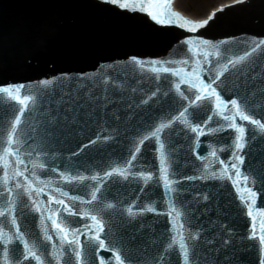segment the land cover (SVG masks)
I'll return each mask as SVG.
<instances>
[{
    "label": "water",
    "instance_id": "95a60500",
    "mask_svg": "<svg viewBox=\"0 0 264 264\" xmlns=\"http://www.w3.org/2000/svg\"><path fill=\"white\" fill-rule=\"evenodd\" d=\"M177 3L178 0H175L178 10ZM201 35L213 43L225 37H234L231 47L237 55L255 49L242 64L228 66L229 71L221 79L227 85L225 98H245L250 102L255 118L264 121V44H261L264 41V0H246L245 3H235L215 13L214 22L201 30ZM182 36L183 32L179 28L156 24L145 13L97 7L95 0H0V86L25 84L27 88H35L38 84L30 82L56 78L54 91L53 86H49L50 95L42 98L43 106L37 101L36 108L22 117L25 126L34 123L38 130L46 119H51L53 112L60 118L61 125L57 126L56 134L49 144L55 159L42 157L38 161L57 168L51 174V179L63 184L60 173L66 166L86 176L99 174L103 177L104 172L111 168L125 167L124 161L130 159L129 150H134V145L139 143L144 130L150 125L157 126L162 121L167 123L166 117L178 115L183 108L189 109L191 120L192 113L197 111L196 105L190 104L189 100H182L176 92L178 77L160 73L168 77L161 82L154 78L155 74L143 71L129 61L130 57L136 56L146 63L156 60L161 67L191 72L197 59L196 53L201 54L200 59L203 61L205 49L193 47L190 50L188 46L178 44ZM184 60L188 63H181ZM212 60L213 65L207 62L200 65L205 76L209 67H213L215 75L223 71L227 63L226 59L214 54ZM217 60L219 64H215ZM62 73H68L69 76L62 77ZM81 73L87 79L82 78ZM106 76L116 81L118 87L115 94L112 86L108 87L107 92L103 87L94 86V81L98 83ZM181 89L195 101V96L187 91V85H182ZM65 112L72 118L67 127L64 126ZM213 113L214 109L201 112L196 122L204 127V122ZM16 115H19L18 105L9 106L6 95L0 96V127L9 126ZM217 121H221V118L213 116L208 124L217 127ZM240 123L246 127L247 141L241 151L244 156L241 172L249 174L250 168L257 172L255 183L251 177L247 182V186L257 193L252 204L253 214L256 215L258 211L264 210V186L260 180V177H264V133L248 122ZM186 132L193 137L194 144L195 134L179 121L175 123L174 130L165 129L162 133L166 155L171 154L168 156L170 163L182 173L170 176L179 182L180 188L176 193L165 194L160 173V152L154 151L158 149L154 139L141 146L140 161L134 162L132 169L135 173L144 169L145 165L150 168L154 179L149 182L147 190L141 191L145 182L135 175H129L128 179L116 174L111 179L104 178L102 195L107 202L116 205L117 213L130 204H146L149 198L153 203L160 204L158 211L161 214L145 213L137 219H131L125 213L124 222L117 221L118 233L126 242L131 257L126 264H152L160 242L172 232L173 223H179L165 214L169 211L167 203L170 199L176 201V207L183 202L187 212L193 216L192 225L201 232L200 264H205V261L207 264H261L264 253L259 244V218L255 221L256 236L248 239L252 236L254 223L247 215L251 200L244 193L248 203L241 201V193H237L231 181L211 177L213 170L219 172L223 167L220 160L228 165L232 162L234 131L229 129L216 133L217 138L223 137L217 145L218 149L229 150L218 151L214 169H209L207 173L203 161L196 159L198 153L206 154L205 147L209 141L207 129L206 135L200 137L203 146L191 153ZM103 136L110 139L104 140ZM229 136H232V140L228 139ZM94 140L96 143L92 144ZM224 140H228L227 145ZM73 152L78 155H72ZM12 159L14 162L15 157ZM32 159H36L35 155ZM28 167L31 169V162ZM40 171L37 169L38 173ZM186 176L193 179H185ZM19 179L23 182V177ZM63 186L70 194H76L69 185ZM204 196L208 199H203ZM24 199L30 207L22 227L39 233L42 227L41 213L35 211L36 206L31 204L27 196ZM46 203L47 195H43L39 199V206L43 208ZM47 214L45 211L44 216ZM221 220L227 221L234 230L226 246L218 242L219 229L216 223ZM48 225L55 239V230L51 228L50 222ZM210 238L216 242L206 243ZM84 239L86 237L81 236V240ZM55 242L59 250L61 245L58 240ZM20 248L23 249L22 244ZM102 254L109 258L112 256L111 252ZM52 264H57V261L53 259Z\"/></svg>",
    "mask_w": 264,
    "mask_h": 264
},
{
    "label": "snow or ice",
    "instance_id": "6c2138e0",
    "mask_svg": "<svg viewBox=\"0 0 264 264\" xmlns=\"http://www.w3.org/2000/svg\"><path fill=\"white\" fill-rule=\"evenodd\" d=\"M246 0H234V3H245ZM97 7L107 6L121 11L145 13L156 24L168 27H177L183 32V36L178 44L188 46L191 50L193 47L199 49L203 47V61L200 59V53L197 52L195 66L191 72H185L183 69L164 66L156 60H149L147 63L139 57L132 56L129 61L132 65L138 66L143 71L155 74L156 79L163 82L168 79L160 73L171 74L172 77H178L179 82L175 84L176 92L182 100H189L190 104H195L197 111H194L189 119L188 108H183L178 115L166 117L167 123L163 121L157 126H149L144 130L139 143L134 145V150H129L130 159L124 161L125 167L111 168L104 172L103 177L96 175H83L70 166H66L60 173L63 184H57L51 179V174L57 171L55 166L47 165L38 161L42 157L55 159V153L49 150L50 140L55 136L57 126L61 125L60 118L53 112L51 119H46L41 129H37L34 123L23 124L22 117L26 112H31L36 108L37 101L43 106V97L50 95L49 86H53L56 78H45L37 83L35 88H27L25 84H13L0 86V96L6 95L9 106L18 105L19 115L9 126L0 127V264H52L55 259L57 264H126L131 257L128 254V248L124 239L119 235L117 221L124 222L125 213L131 219H137L145 213H159V202L153 203L151 198L146 204L129 205L125 210L117 213L116 205L107 202L102 195L104 178L111 179L114 174L128 179L129 175L138 176L145 182L141 191L147 190L149 182L153 181V173L145 165V168L135 173L132 172L134 162H139L142 155L141 146L145 142H152L153 139L158 145L154 151L160 152V173L163 180L165 194L176 193L179 188V182L170 178L171 175H181L175 165L170 163L166 143L162 138L165 129L174 130L177 121L185 125L191 133L195 134V143L193 137L187 138L189 152H194L203 146L200 137L205 136V128L209 141L205 147L206 154H197L196 159L203 161L205 173L209 169H214L215 161L218 159V151H228L229 148H219L217 145L223 140V137L217 138L216 133L220 131L232 130L235 133L233 146L235 151L232 152L233 160L230 165L220 160L219 172L213 170L211 177L217 180L231 181L236 187L237 193H241L240 200H245L244 193L247 194L251 203L248 204L247 215L253 220L252 239L256 236L255 221L259 218V244L260 250L264 253V210L253 214L252 204L255 203L257 193L247 186L250 177L255 183L257 172L249 169V174L241 172V165L244 163V156L241 151L246 146V127L240 122H248L257 126L261 133H264V121L257 119L251 104L243 97L233 96L225 98L224 93L227 91V85L221 79L229 71L228 66L235 67L251 55L250 51H244L242 55H237L231 47L234 37H225L217 43L203 38L201 30L210 26L215 19V12L202 20H191L181 15L178 11L170 10V0H95ZM222 6L219 11H223ZM174 18V19H173ZM246 44V42H239ZM264 44V41H261ZM257 45L256 47H259ZM214 50V52H213ZM221 57L227 60L223 71L216 72L213 75V67H209L207 75L200 67L202 62L213 65L212 56ZM170 63V62H165ZM181 63H188L187 60ZM219 64V60L215 61ZM62 77H68V73H62ZM80 76L87 79L86 75L81 73ZM97 88L103 87L108 91L112 86L113 94L117 89L116 81L110 76L104 77L101 81L93 82ZM182 85H187V91L195 96L192 101L190 96L181 89ZM159 91V89H157ZM155 96L156 93H153ZM69 99H71V89L69 90ZM146 103V101H142ZM199 102V103H197ZM31 105V108H29ZM214 109L213 116H219L221 121H217V127H211L208 121L213 120V116L208 117L204 122V127L199 121L200 113ZM72 122L70 115L65 112L64 126L67 127ZM254 134V133H253ZM39 136V139L37 138ZM104 140L110 139L108 136L102 137ZM100 139V137H98ZM232 140V136L228 137ZM225 145L228 140L223 141ZM95 144L96 141H91ZM231 147V146H230ZM35 155L36 159L33 160ZM72 155H78L73 152ZM13 157L15 160L13 162ZM31 162V169L28 163ZM264 166V165H262ZM170 168L173 169L170 172ZM37 169L41 171L38 173ZM41 176H48V179H42ZM23 177V182L19 179ZM185 179L191 180L193 177L186 176ZM262 186H264V177H260ZM91 181L92 183H89ZM64 184L69 185L71 190L76 194H70L65 190ZM47 195V203L43 208L39 206V199ZM27 196L32 205H35V211L41 213L42 227L39 233H34L30 229H23V223L26 219V212L30 205L25 201ZM70 201L71 203H67ZM203 199H208L204 196ZM78 202V203H77ZM169 211L165 213L173 223L172 232L160 242L155 255L152 258V264H200V241L201 232L192 225L193 216H191L183 202L176 207V201L170 199L167 203ZM47 216H44V212ZM79 217V219H77ZM89 221L91 223H89ZM48 222L51 228L55 230V239L49 230ZM187 228V232L185 229ZM219 229L218 242L222 245H228L232 239L231 225L227 221L221 220L216 223ZM115 230V231H114ZM167 231V230H166ZM103 234V236L101 235ZM215 235V232H214ZM42 236V239H41ZM81 236L86 239L81 240ZM56 240L61 247L57 249ZM211 238L206 243H214ZM20 244L23 245L21 250ZM66 245V246H65ZM51 248V252H49ZM103 252H111V258L103 255ZM205 264L207 262L205 261ZM264 264V260L261 261Z\"/></svg>",
    "mask_w": 264,
    "mask_h": 264
},
{
    "label": "rangeland",
    "instance_id": "374dc122",
    "mask_svg": "<svg viewBox=\"0 0 264 264\" xmlns=\"http://www.w3.org/2000/svg\"><path fill=\"white\" fill-rule=\"evenodd\" d=\"M221 0H178V10L189 17L202 18Z\"/></svg>",
    "mask_w": 264,
    "mask_h": 264
},
{
    "label": "bare ground",
    "instance_id": "6f19581e",
    "mask_svg": "<svg viewBox=\"0 0 264 264\" xmlns=\"http://www.w3.org/2000/svg\"><path fill=\"white\" fill-rule=\"evenodd\" d=\"M233 0H221V2L220 3H217V5L216 6H221V5H223V4H228V3H231Z\"/></svg>",
    "mask_w": 264,
    "mask_h": 264
}]
</instances>
